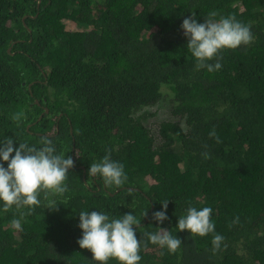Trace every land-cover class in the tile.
Wrapping results in <instances>:
<instances>
[{"label":"trees","instance_id":"obj_1","mask_svg":"<svg viewBox=\"0 0 264 264\" xmlns=\"http://www.w3.org/2000/svg\"><path fill=\"white\" fill-rule=\"evenodd\" d=\"M210 11L254 37L211 73L195 69L180 28ZM160 102L169 117L153 133L142 111ZM44 137L74 160L68 191L49 197L55 209L41 194L23 218L0 205V264H92L76 243L81 211L136 216L139 264H264V0H0V144L39 149ZM106 150L124 165L119 188L87 174ZM166 201L168 219L152 221ZM190 206L212 209L214 233L176 230ZM159 227L181 240L176 253L144 246Z\"/></svg>","mask_w":264,"mask_h":264},{"label":"clouds","instance_id":"obj_2","mask_svg":"<svg viewBox=\"0 0 264 264\" xmlns=\"http://www.w3.org/2000/svg\"><path fill=\"white\" fill-rule=\"evenodd\" d=\"M210 11L203 23H198L193 15L184 18L180 28L187 39V50L195 60L197 71L206 69L215 72L222 68L221 53L235 50L240 46H247L253 42L251 26L236 19L235 16H221ZM215 61L214 63H212ZM22 112H17L12 119L19 123L23 118ZM215 136V132L210 133ZM217 137V143H219ZM42 147L37 149L26 143L17 145L12 139L0 144V205L8 212L15 208L21 218L31 215L35 207L41 205V194L47 201L48 209H55V200L50 196H62L68 191L66 181L69 169L74 167L71 156L56 154L51 139L44 137L40 141ZM209 158L208 153H203ZM6 163V167L4 164ZM88 175L101 178L106 188H119L126 183L127 176L124 165L111 159V152L99 162L91 164ZM168 201L161 204V210L151 214V220L162 223L168 219L166 209ZM26 210V211H24ZM212 209L203 207L197 209L188 207L186 215L178 218L176 230L187 231L195 237H205L215 232V225L211 219ZM143 218L148 217L147 211ZM239 217L232 223H237ZM131 212L119 218H110L105 212L81 211L78 227L81 237L76 241L80 249L91 252L92 264H108L109 259H115L117 264H139L141 260V240L137 238L136 228L140 225ZM10 226L14 230H21V219H13ZM145 247L147 243L166 249L169 254L176 253L182 244L167 229L159 227L155 233L145 232ZM224 237L215 234L212 238L213 253L220 249ZM163 251L161 255H163Z\"/></svg>","mask_w":264,"mask_h":264},{"label":"rangeland","instance_id":"obj_3","mask_svg":"<svg viewBox=\"0 0 264 264\" xmlns=\"http://www.w3.org/2000/svg\"><path fill=\"white\" fill-rule=\"evenodd\" d=\"M166 102L154 106H150L145 108L142 112H146L145 119L143 120V124L147 128H151L153 133H155L154 129L156 128V124L162 120H166L169 117L168 113V106ZM174 120H177V118H173Z\"/></svg>","mask_w":264,"mask_h":264},{"label":"water","instance_id":"obj_4","mask_svg":"<svg viewBox=\"0 0 264 264\" xmlns=\"http://www.w3.org/2000/svg\"><path fill=\"white\" fill-rule=\"evenodd\" d=\"M41 117V116H40Z\"/></svg>","mask_w":264,"mask_h":264}]
</instances>
